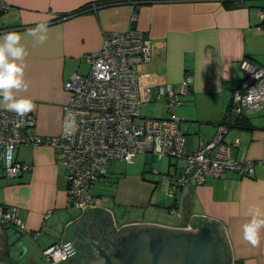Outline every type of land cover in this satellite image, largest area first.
<instances>
[{
  "label": "crops",
  "instance_id": "crops-1",
  "mask_svg": "<svg viewBox=\"0 0 264 264\" xmlns=\"http://www.w3.org/2000/svg\"><path fill=\"white\" fill-rule=\"evenodd\" d=\"M4 1L9 9L0 12V35L10 31L23 34L39 22H48L44 44L34 46L28 36L22 39L29 53L25 72L29 87L21 94L33 98L35 107L30 114L35 116L34 130L41 138L62 133L68 98L64 84L73 73L88 71L85 55L100 49L104 32L139 29L152 40L151 60L137 67L143 94H152L161 84L177 85L185 74H191L190 93L181 97L176 111L187 152L195 151L200 141H211L217 126L233 112V91L242 83L240 62L248 59L264 67V20L260 18L264 6H257L258 0H133L119 4H113L119 0ZM242 118L246 121L243 125L235 121L227 124L223 140L239 142L229 149L232 159L262 162L255 166L253 177L226 171L207 177L201 185L188 179L171 197L167 211H162L158 181L145 176L146 170L137 160L122 167L114 160L93 189L96 200L91 207L108 211L116 228L149 223L190 229L192 218L210 219L223 229L233 264H264V229L256 247L243 239L242 231L250 218L249 206L264 208V111L243 109ZM14 157L29 163L30 168L10 178L0 167V204L16 207L25 228L12 227V232L11 227L0 226V260L11 264L9 255L15 252L23 264H40L42 250L62 242L66 227L84 217L85 209L73 217L72 211L66 210L65 172L61 155L54 148L21 144ZM181 166L179 159H168V181L179 175ZM105 191L111 202L102 205ZM169 207L179 214L169 213ZM53 215L59 225L56 228L49 227ZM34 232H38L36 239ZM5 247L10 253L1 257Z\"/></svg>",
  "mask_w": 264,
  "mask_h": 264
},
{
  "label": "built area",
  "instance_id": "built-area-1",
  "mask_svg": "<svg viewBox=\"0 0 264 264\" xmlns=\"http://www.w3.org/2000/svg\"><path fill=\"white\" fill-rule=\"evenodd\" d=\"M8 9L9 5L0 0V12ZM260 18L264 20V12ZM151 57L152 40L139 29L104 32L100 49L85 55L88 71L73 73L64 84L68 98L63 107L60 135L41 138L35 133L33 114L21 118L0 109V167L6 176L16 178L30 168L29 163L18 162L14 157L15 149L21 144L34 148L50 146L60 153L65 170V206L78 210L95 204L93 189L105 177L109 162L133 164L137 155L184 161L179 175L169 181V196L188 179L201 185L207 177H218L226 171L253 177L255 166L262 162L237 161L229 156L231 146H239V142L231 144L223 140L227 133L225 123L217 126L211 141H200L195 151H186V138L176 108L182 103L181 97L190 93L193 77L185 74L177 85L161 84L152 94H143L137 67L149 62ZM239 67L243 78L241 87L233 91L232 101L236 104L233 112L242 116L243 109L251 113L264 111V67L248 59H243ZM151 101L163 104L167 117H142V105ZM69 113L77 125L72 133L64 130ZM136 118H142V122L136 124ZM26 129L30 130L29 134H24ZM153 172L165 177L159 171ZM169 213L178 215L179 211L169 207ZM0 226L25 228L17 208L3 204H0ZM37 235L38 232L32 233L34 239ZM42 256L48 264H62L70 258L62 242L43 249Z\"/></svg>",
  "mask_w": 264,
  "mask_h": 264
},
{
  "label": "water",
  "instance_id": "water-1",
  "mask_svg": "<svg viewBox=\"0 0 264 264\" xmlns=\"http://www.w3.org/2000/svg\"><path fill=\"white\" fill-rule=\"evenodd\" d=\"M237 116L229 113L225 124ZM62 236L69 260L79 264H233L223 229L204 218H192L190 229L149 223L116 228L108 211L86 207Z\"/></svg>",
  "mask_w": 264,
  "mask_h": 264
},
{
  "label": "clouds",
  "instance_id": "clouds-1",
  "mask_svg": "<svg viewBox=\"0 0 264 264\" xmlns=\"http://www.w3.org/2000/svg\"><path fill=\"white\" fill-rule=\"evenodd\" d=\"M48 33V22L45 20L23 34L10 31L0 35V109L14 112L21 118L33 111V98L21 94L29 87L25 79L29 53L22 39L28 36L33 39L34 46L42 45L47 41ZM76 127L75 118L69 113L65 117L64 130L72 133ZM248 216L250 218L242 226L243 239L256 247L261 242V230L264 229V208L250 205Z\"/></svg>",
  "mask_w": 264,
  "mask_h": 264
},
{
  "label": "rangeland",
  "instance_id": "rangeland-1",
  "mask_svg": "<svg viewBox=\"0 0 264 264\" xmlns=\"http://www.w3.org/2000/svg\"><path fill=\"white\" fill-rule=\"evenodd\" d=\"M256 4H257V6H264V0H258V1H256ZM242 77H243V72L241 74V79H242ZM178 109L179 108H177L176 111H178ZM167 115H168V113L166 111L165 106L162 105L161 103H158L157 101H151L148 104L142 105V107H141V116L142 117L165 118V117H167ZM176 115H177V112H176ZM141 122H142V118H136L135 119V123L136 124H139ZM136 160H137V164L141 165L142 168H144L146 170V172L144 173L145 176L150 177V178L154 177V181L155 182H156V180L158 181L159 187L157 189V194H160V202H164V205H163V207L161 209H162V211H167L166 205L171 203V201L173 200V198H171L173 196H169L168 193H167L168 190H169V181L171 179L169 178V181H168V177H166V176L163 179V178L160 177V175L158 173L153 174L152 171L153 170L156 171V172L159 171L163 175L167 174L168 159L167 158H163L162 160H157L154 157L151 158L149 156L137 155L136 156ZM117 163L121 167L123 165L126 166L125 162H123V161H117ZM183 163H184V161L182 159H179V164L183 165ZM123 169H121V172H124V171H122ZM64 172H65V170H64ZM109 176H112V175H109ZM164 180H167V182H168L166 184L167 187H166V185L164 183ZM106 190L107 191L111 190V187H107ZM108 202H111V197H110L109 193H107L105 191V197L100 199V204L105 205ZM66 210L72 211V213H70L72 215V217L78 214V209L66 208ZM70 211H68V212H70ZM168 211H169V208H168ZM57 223L58 222H57L56 216L53 215L52 216V221L49 223V227H53L54 226L56 228V227L59 226ZM9 227H11L10 231H12V227H15V226H9ZM8 234L12 235V233H8ZM14 253L15 252H12L9 255L10 259L12 260L11 264H20V263L23 264V263H25L24 261H20L19 258L14 255ZM3 256H4V254H3V251H2L1 252V257H3ZM41 256L42 255L40 254V264H48L47 262H45V260ZM5 262H6L5 260H2V259L0 260V264H6Z\"/></svg>",
  "mask_w": 264,
  "mask_h": 264
},
{
  "label": "trees",
  "instance_id": "trees-1",
  "mask_svg": "<svg viewBox=\"0 0 264 264\" xmlns=\"http://www.w3.org/2000/svg\"><path fill=\"white\" fill-rule=\"evenodd\" d=\"M132 1V0H131ZM123 2H129V0H119V1H116V2H114L113 4H119V3H123ZM263 22V25H264V21H262ZM246 121H245V119L244 118H242V116H237L236 117V120H235V124L236 125H243L244 123H245Z\"/></svg>",
  "mask_w": 264,
  "mask_h": 264
},
{
  "label": "flooded vegetation",
  "instance_id": "flooded-vegetation-1",
  "mask_svg": "<svg viewBox=\"0 0 264 264\" xmlns=\"http://www.w3.org/2000/svg\"><path fill=\"white\" fill-rule=\"evenodd\" d=\"M5 227H6V226H5ZM8 251H10L9 248L5 247V248L3 249V254L6 255V253H10V252H8ZM72 264H79V263L76 262V261H73Z\"/></svg>",
  "mask_w": 264,
  "mask_h": 264
}]
</instances>
